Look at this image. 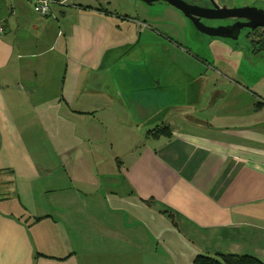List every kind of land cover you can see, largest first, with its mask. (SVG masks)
Masks as SVG:
<instances>
[{
  "label": "crops",
  "instance_id": "obj_1",
  "mask_svg": "<svg viewBox=\"0 0 264 264\" xmlns=\"http://www.w3.org/2000/svg\"><path fill=\"white\" fill-rule=\"evenodd\" d=\"M125 3L55 0L35 29L64 47L49 66L24 61L35 55L17 47L24 3L12 0L9 15L0 14V264H147L131 255L156 235L158 218L171 220L176 243L196 255L264 261V70L238 64L237 49L227 59L223 39L190 33L209 68L188 72L173 61L172 40L120 11ZM49 23L54 35L46 34ZM125 24L135 30L129 37ZM205 57L224 62L241 82L209 84ZM47 69L54 79L45 80ZM62 106L66 120L88 127L85 147L43 144ZM109 106L119 108L131 137L142 128L170 133L147 135L148 143L121 155L110 171L118 207L102 191L107 157L88 155L98 153L90 140L105 127ZM134 204L143 212L132 213Z\"/></svg>",
  "mask_w": 264,
  "mask_h": 264
},
{
  "label": "rangeland",
  "instance_id": "obj_2",
  "mask_svg": "<svg viewBox=\"0 0 264 264\" xmlns=\"http://www.w3.org/2000/svg\"><path fill=\"white\" fill-rule=\"evenodd\" d=\"M24 3L22 6V12H20L19 8L17 7L18 14L24 15L25 22L20 26L19 32L15 35V41L17 43V47L21 49L24 53V55H35L34 57L28 56L24 59V61L30 63V64H45V66H49V64H53V57L63 55L64 53V47L60 44L59 46L55 44H48L47 39H41L39 33V30H35L37 27H40L42 25L41 21L46 20L45 17L38 15L34 12L32 4L29 2V0H20ZM73 1V0H72ZM221 6H228V7H234V6H241V5H248L253 2L256 3V1L260 0H217ZM119 4V3H117ZM125 7L123 9L120 8V11L124 10V13L130 14L132 16L138 17V19H141V21H145L148 25L151 26L152 30L156 31L159 34L165 35L172 41L173 47H171L173 54L172 59L174 62L179 64L183 69H185L188 72H194L195 74H202L203 69L207 67V64L203 62L202 56L200 59L196 57L197 51L195 50V46H197L195 43L190 42L191 39L189 37L188 29H186L185 20L183 19L182 15L177 12V10L171 8V7H155V6H146L139 2L133 3V0H126V3L124 4ZM12 6V0H0V14L3 16H8L11 10ZM18 6V4H17ZM118 7V5H117ZM117 7L113 6L110 8L114 11V9H118ZM121 7V6H120ZM148 19V20H147ZM152 20V22H151ZM43 27V26H42ZM47 29L46 34H52L54 35V31H56L57 27L54 30V24L49 23L46 27ZM44 30V29H43ZM124 30H128V34L126 37L131 36L134 34V27L130 24H125ZM16 32V31H15ZM42 32V31H41ZM194 32V31H193ZM25 35L26 37L23 39L21 35ZM125 38V37H124ZM213 39V38H209ZM206 38V40H209ZM189 40V43L188 41ZM23 42V45L20 46L19 42ZM52 42V41H50ZM223 45L221 46L220 50L222 51L221 54L225 55L228 59L230 55V51L237 49L239 52H241V58L242 64H245L249 67H253L256 71H263L264 70V53H261L260 55H255L257 62L254 64L250 63L249 59L245 60L243 52H246L245 49L242 48L243 42H237L235 45L233 43H230L229 41L223 40ZM207 44V41L206 43ZM53 45V46H52ZM238 45V47H237ZM51 52L46 53L42 57H38L39 52L45 51L44 49H49L48 47H51ZM22 47V48H21ZM207 48V47H206ZM215 48H218L217 46ZM189 51H193L192 54ZM217 52V51H216ZM252 55L251 52H248ZM206 60L210 63L211 70L207 73L206 80H208L209 84L214 83H224L227 84L228 82L237 81L241 82L240 78L235 77L231 73V70L229 67L226 66L224 62H215V64L211 61L210 57H205ZM234 60V59H233ZM233 63H237V61H234ZM55 66V64L53 65ZM215 67V68H214ZM209 67L206 68V70ZM227 69V70H226ZM52 71V70H51ZM220 71V73H218ZM205 72V71H204ZM52 73V72H50ZM40 74L39 76H41ZM46 76L45 80H51L54 79L49 76V72L47 69V72L44 74ZM62 77V76H61ZM41 79V77H40ZM39 79V80H40ZM264 80V78H263ZM227 82V83H226ZM264 84V83H263ZM60 107V106H59ZM58 107V108H59ZM62 112L61 115L63 118L59 122L58 127L55 129H51L50 127H46V129L42 133L41 140L44 141V145H49L50 141H53L55 144L60 145L64 147V145H81V147H85L84 145L88 144V141L85 137V130L88 127L84 126L82 127L79 124V121L76 119L72 120H66L69 117L68 109L66 106H62ZM104 115H108L105 117L106 121L105 127H98V132H96L97 137H94L95 141L91 138L90 144H95L92 147V150L94 148L95 152H98L96 154H88V155H97L99 156L100 160H103L105 156L107 157L104 162V174L109 175L110 177H103L100 176V181H103V188L106 196L111 195L110 193L114 192V187H112L111 179L114 178L112 173L110 172L114 168H116V165L121 160V155L124 154V152L128 151L131 147H135L137 144L139 145H145L148 143L147 135L148 132H145L144 128L139 129L141 135L138 133V131L135 133L134 136H130L127 133V128L122 126V123L118 120L121 118L119 113L118 107H110L105 110L103 113ZM101 114L98 116V118L101 119ZM103 121V120H102ZM98 122V121H97ZM75 123L78 125L79 128H76ZM80 123H82L80 121ZM100 123V122H99ZM83 124V123H82ZM85 125V124H84ZM125 130V131H124ZM137 130V129H136ZM54 132L56 134H54ZM106 132V133H105ZM105 133V134H104ZM104 134L105 138L102 137ZM55 135V137H53ZM103 138L105 139V142L102 144ZM120 140H125L126 145H121ZM148 140V141H147ZM108 144V146L106 145ZM83 145V146H82ZM111 145H114L113 150H110ZM90 157V156H89ZM112 166L111 169H109ZM106 168H108L106 170ZM98 174L102 172V169H95ZM101 181V182H102ZM80 187V186H79ZM116 187V186H115ZM97 193V192H94ZM100 193V192H99ZM117 193V191L115 192ZM112 196V195H111ZM110 197L111 205L112 207H118L117 204L115 205L114 202L118 201L114 199V197ZM120 203V202H118ZM129 206L128 204H126ZM132 213H138L143 212V208H139L137 205L131 207ZM171 220L168 218L161 219L158 218V226L159 230H163L162 232H159L157 230L156 235L154 233V239L145 240L146 238L142 239L141 243V252L132 254L131 257L129 255H126V260H130L129 258L134 260H149L147 261V264H193V260L196 256L195 251L189 247L184 245H179L176 243L175 237H177L176 231L169 230L171 227ZM169 228H166V227Z\"/></svg>",
  "mask_w": 264,
  "mask_h": 264
},
{
  "label": "water",
  "instance_id": "obj_3",
  "mask_svg": "<svg viewBox=\"0 0 264 264\" xmlns=\"http://www.w3.org/2000/svg\"><path fill=\"white\" fill-rule=\"evenodd\" d=\"M135 1V0H134ZM141 4L146 6H155L156 3H162L167 6L178 10L187 22L189 27L188 32L192 34H197L203 38H233L236 39L239 31L243 27H252L257 28L261 27L264 29V12L262 10L251 7V5H245L244 7L234 6L228 7L217 6L213 4L210 8H205L197 5H192L187 3L185 0H137ZM164 5V6H165ZM162 6V8L164 7ZM259 16V20H255L254 16ZM233 19H244L246 22L237 21L229 26H208L203 23V20L207 21H226ZM194 31V32H193ZM201 37V38H202ZM202 38V39H203ZM205 44V43H204ZM223 45V44H222ZM209 49L210 45H206ZM233 51V50H232ZM230 51V53H232ZM245 60L249 59L250 63L254 64L257 62L256 58L253 57V54L248 52H243ZM230 56V55H229ZM240 64L242 62L241 52L238 53V58H236Z\"/></svg>",
  "mask_w": 264,
  "mask_h": 264
},
{
  "label": "flooded vegetation",
  "instance_id": "obj_4",
  "mask_svg": "<svg viewBox=\"0 0 264 264\" xmlns=\"http://www.w3.org/2000/svg\"><path fill=\"white\" fill-rule=\"evenodd\" d=\"M187 3L192 4V5H197L205 8H210L213 4L217 6H221L217 0H185ZM165 4L162 3H156L155 7H160L164 6ZM251 7H255L256 9L262 10L264 12V0L256 1L248 4ZM245 5H241L239 7H244ZM171 7L165 5L163 8ZM237 7V6H236ZM172 8V7H171ZM174 9V8H173ZM176 10V9H175ZM177 12H179L177 10ZM180 13V12H179ZM181 14V13H180ZM182 15V14H181ZM254 16V15H253ZM183 17V16H182ZM255 20H259V16H254L253 17ZM185 20V18L183 17ZM240 21V22H246L244 19H233V20H226V21H207L203 20V23L208 25V26H229L234 24L235 22ZM207 38V37H205ZM215 39H223L224 41H229L230 43L235 42H243L242 48L245 49L246 52H251L253 55H260L261 53H264V29L261 27L257 28H252V27H243L236 39H231V38H215ZM234 45V43H233ZM238 47V45H237Z\"/></svg>",
  "mask_w": 264,
  "mask_h": 264
},
{
  "label": "trees",
  "instance_id": "obj_5",
  "mask_svg": "<svg viewBox=\"0 0 264 264\" xmlns=\"http://www.w3.org/2000/svg\"><path fill=\"white\" fill-rule=\"evenodd\" d=\"M167 127H156L148 131V136L160 137L169 135ZM193 264H264V261L252 256H235L227 254L206 255L197 254Z\"/></svg>",
  "mask_w": 264,
  "mask_h": 264
},
{
  "label": "built area",
  "instance_id": "obj_6",
  "mask_svg": "<svg viewBox=\"0 0 264 264\" xmlns=\"http://www.w3.org/2000/svg\"><path fill=\"white\" fill-rule=\"evenodd\" d=\"M33 4V10L40 16H48L50 13V7L55 0H30Z\"/></svg>",
  "mask_w": 264,
  "mask_h": 264
}]
</instances>
